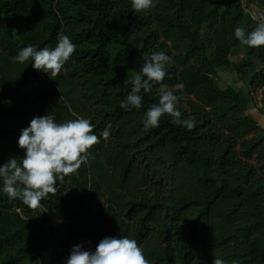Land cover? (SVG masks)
<instances>
[{
  "label": "trees",
  "instance_id": "obj_1",
  "mask_svg": "<svg viewBox=\"0 0 264 264\" xmlns=\"http://www.w3.org/2000/svg\"><path fill=\"white\" fill-rule=\"evenodd\" d=\"M250 6L264 12V0H155L141 12L130 0H0V163L23 156L17 139L35 116L88 118L99 137L38 207L0 193V264H63L72 245L119 235L149 264H264V129L248 112L258 90L264 112V46L233 36L258 23ZM60 35L76 48L56 76L13 62L21 47L52 48ZM160 51L171 57L162 83L191 130L167 114L143 128L159 85L141 90L140 109L120 107L143 55ZM220 70L248 93L221 88Z\"/></svg>",
  "mask_w": 264,
  "mask_h": 264
},
{
  "label": "clouds",
  "instance_id": "obj_2",
  "mask_svg": "<svg viewBox=\"0 0 264 264\" xmlns=\"http://www.w3.org/2000/svg\"><path fill=\"white\" fill-rule=\"evenodd\" d=\"M134 12L145 11L154 6L155 0H130ZM255 19V17H254ZM233 36L250 49L264 46V22H258L252 30L235 27ZM76 45L68 35H60L55 47L33 45L21 47L13 62L23 64L31 60L33 69L46 73L49 77L60 73L63 65L74 53ZM144 62L131 78V89L120 107L125 110L140 109L144 97L159 85L158 100L148 107L142 117L145 130L159 126L160 118L171 116L172 122L191 130L195 126L194 118L181 119L178 107L180 97L162 83L166 76V65L171 57L163 51L143 55ZM179 89L183 85L174 86ZM11 104V101H7ZM251 111H255L254 108ZM94 125L88 118L77 117L57 122L56 117L47 113L35 116L28 126L20 130L17 145L23 150V156H10L0 163V193L9 199L19 198L23 204L36 208L49 193H54L57 181L76 173L81 164L87 162L90 149L99 142L93 131ZM109 131L102 133L107 138ZM90 243V242H89ZM63 264H149L143 249L135 239L128 236H104L95 248H85L83 243L71 246ZM212 264H227L214 257Z\"/></svg>",
  "mask_w": 264,
  "mask_h": 264
},
{
  "label": "rangeland",
  "instance_id": "obj_3",
  "mask_svg": "<svg viewBox=\"0 0 264 264\" xmlns=\"http://www.w3.org/2000/svg\"><path fill=\"white\" fill-rule=\"evenodd\" d=\"M250 9H251V13L253 14H259L263 12V10L253 6H250ZM243 58H244V54L241 53V54L233 55L231 59L232 61L239 63L242 61ZM219 74H220L219 85L221 88H226L227 85H233L237 88L242 87L244 91L248 93L247 82L237 77L235 72L220 70ZM262 99H263L262 90H258L256 93L251 95L248 112L253 116H255L259 124L264 129V112L262 111V103H261ZM252 108L255 109L254 112L251 111ZM99 206L100 205L96 200H91V208L94 211H96L99 208Z\"/></svg>",
  "mask_w": 264,
  "mask_h": 264
},
{
  "label": "built area",
  "instance_id": "obj_4",
  "mask_svg": "<svg viewBox=\"0 0 264 264\" xmlns=\"http://www.w3.org/2000/svg\"><path fill=\"white\" fill-rule=\"evenodd\" d=\"M243 1H245V0H243ZM245 7H246V5H245ZM246 11L251 15V18H252L254 21H257V22H264V12L259 13V14H253V13H251V10H250V9H248V10H246ZM254 17H255V19H254Z\"/></svg>",
  "mask_w": 264,
  "mask_h": 264
}]
</instances>
